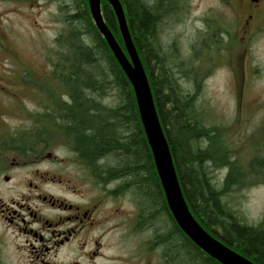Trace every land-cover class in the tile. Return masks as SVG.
<instances>
[{
    "label": "flooded vegetation",
    "instance_id": "1",
    "mask_svg": "<svg viewBox=\"0 0 264 264\" xmlns=\"http://www.w3.org/2000/svg\"><path fill=\"white\" fill-rule=\"evenodd\" d=\"M151 3L153 15L163 12L172 17L167 20L159 14L158 28L165 24V28L170 27L178 15L197 31H209L205 36L208 43L216 40L212 30L226 33L230 39L238 36L246 47L264 34V0ZM234 13L237 23L228 17ZM189 54L191 59L195 57L194 50ZM20 68L17 83L3 78L0 86V264H220L196 246L176 222L152 151L147 168L117 167L112 165L116 161L105 156L92 157L86 137L80 138V133H89L88 121H84L82 132L79 128L70 133L52 123L50 139L38 140L36 123L41 121H36V113H29L26 107L20 91L28 87L26 71ZM30 87L43 110L51 98L49 89ZM10 105L16 113H10ZM11 116L31 123L11 127ZM135 120L132 133L137 131ZM260 137L262 142L250 138V143L260 146L256 157L262 159L259 167L264 172V134ZM66 143L69 150L64 148ZM56 147L66 149L75 158L72 170L59 169ZM138 170H147V175H141L142 181L130 173ZM4 240L13 249L10 263L4 260Z\"/></svg>",
    "mask_w": 264,
    "mask_h": 264
},
{
    "label": "trees",
    "instance_id": "2",
    "mask_svg": "<svg viewBox=\"0 0 264 264\" xmlns=\"http://www.w3.org/2000/svg\"><path fill=\"white\" fill-rule=\"evenodd\" d=\"M120 1L193 216L231 249L256 264H264V226L249 224L224 200L243 184L237 176L240 174L234 176L235 172L230 171L221 187L213 183L210 175L209 162L215 170L222 164L214 160L218 129L205 125L197 104L200 86L194 69L195 62L198 63L196 50L193 59H180L175 45L158 38L159 14L162 18H168L169 14L153 15L146 0ZM102 13L126 53L116 16L106 0H102ZM61 14L64 29L57 36L56 48L49 59L53 65L52 79L66 91L68 100L55 104L54 90L47 91L53 100L49 98L45 108L33 115L36 121H41L35 122L39 131L37 139H50L52 123L70 133L79 128L82 132L84 121H88L89 133H80V138L86 137L92 157L105 156L111 162L116 161L112 165L117 167L147 168L152 159L151 150L133 87L94 24L89 0H69V6L62 7ZM189 79L197 84L196 90L185 88L183 81ZM107 98L113 99L112 106L104 105ZM135 119L137 131L132 133ZM144 171L130 173L142 181L141 175H147V170ZM186 246L192 245L186 243Z\"/></svg>",
    "mask_w": 264,
    "mask_h": 264
},
{
    "label": "rangeland",
    "instance_id": "3",
    "mask_svg": "<svg viewBox=\"0 0 264 264\" xmlns=\"http://www.w3.org/2000/svg\"><path fill=\"white\" fill-rule=\"evenodd\" d=\"M146 1L152 5V0ZM64 6H69V0H0V86L3 85V78L17 83L22 67V71H26L28 87L20 91H23L31 114H39L41 109L30 86L54 90L55 104L61 105L67 97L66 91L57 86V81L50 76L53 65L49 59L51 51L56 48L57 36L64 29L61 14ZM175 16L170 27L165 28L166 24L161 26L163 33L160 40L175 45L182 60H190V50L197 52L198 63L194 64L200 86L197 104L205 125L218 129L214 139V160L222 165L215 170L209 162L213 183L221 187L230 171L235 172L234 176L240 174L237 176L243 184L224 200L249 224L264 226V172L259 167L262 159L256 157L260 146L250 143V138L253 142L261 141L260 136L264 134V34L246 47L238 36L230 39L228 34L221 35L219 31L212 30L211 33H216V40L208 43L205 36L210 34L209 31H197L192 23L186 24L180 16ZM228 17L238 22L237 13L228 14ZM183 84L189 91L197 89L192 79L183 81ZM113 102L112 98H107L104 105L112 106ZM9 109L11 114L16 113L12 105ZM9 120L11 127L21 125V122L28 126L31 123L29 119L24 121L17 116H11ZM56 148L59 169L63 172L72 170L75 158L67 151L71 148L69 144H64L67 150ZM2 233L0 225V236ZM7 240L3 242L6 251L4 260L12 262L13 249Z\"/></svg>",
    "mask_w": 264,
    "mask_h": 264
},
{
    "label": "water",
    "instance_id": "4",
    "mask_svg": "<svg viewBox=\"0 0 264 264\" xmlns=\"http://www.w3.org/2000/svg\"><path fill=\"white\" fill-rule=\"evenodd\" d=\"M106 1L116 16L126 53L104 20L102 0H89L90 13L133 87L141 122L173 217L188 238L220 264H256L211 236L195 220L184 198L148 76L132 39L122 2Z\"/></svg>",
    "mask_w": 264,
    "mask_h": 264
}]
</instances>
